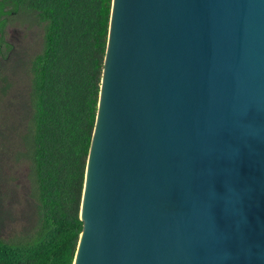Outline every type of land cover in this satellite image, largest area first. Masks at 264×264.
I'll return each mask as SVG.
<instances>
[{"label": "water", "instance_id": "95a60500", "mask_svg": "<svg viewBox=\"0 0 264 264\" xmlns=\"http://www.w3.org/2000/svg\"><path fill=\"white\" fill-rule=\"evenodd\" d=\"M73 264H264V0H112Z\"/></svg>", "mask_w": 264, "mask_h": 264}, {"label": "trees", "instance_id": "16d2710c", "mask_svg": "<svg viewBox=\"0 0 264 264\" xmlns=\"http://www.w3.org/2000/svg\"><path fill=\"white\" fill-rule=\"evenodd\" d=\"M111 1L0 0V205L25 189L37 223L0 237V264H73Z\"/></svg>", "mask_w": 264, "mask_h": 264}, {"label": "rangeland", "instance_id": "374dc122", "mask_svg": "<svg viewBox=\"0 0 264 264\" xmlns=\"http://www.w3.org/2000/svg\"><path fill=\"white\" fill-rule=\"evenodd\" d=\"M19 29L15 30L14 25L11 22L8 23L5 40L12 43L17 39ZM28 34L24 31L22 27V48L24 47L25 41H27ZM23 186V185H22ZM25 189H22V206L20 205H10L9 201L6 200L4 205H0L3 211L2 217L3 221L0 224V237L10 241L16 239V236L22 235V241L26 240L31 232L36 227L35 213L30 202L27 201Z\"/></svg>", "mask_w": 264, "mask_h": 264}]
</instances>
